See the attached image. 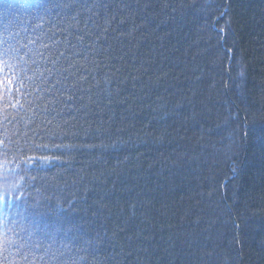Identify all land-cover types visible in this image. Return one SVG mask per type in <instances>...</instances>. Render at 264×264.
<instances>
[{"label": "trees", "instance_id": "16d2710c", "mask_svg": "<svg viewBox=\"0 0 264 264\" xmlns=\"http://www.w3.org/2000/svg\"><path fill=\"white\" fill-rule=\"evenodd\" d=\"M5 38L43 55L0 64V264H264V0H0Z\"/></svg>", "mask_w": 264, "mask_h": 264}, {"label": "snow or ice", "instance_id": "6c2138e0", "mask_svg": "<svg viewBox=\"0 0 264 264\" xmlns=\"http://www.w3.org/2000/svg\"><path fill=\"white\" fill-rule=\"evenodd\" d=\"M19 33H16V36H18ZM13 39H15L13 37ZM29 44H35L34 40H29L26 44H20V42L17 40L15 44L10 43L7 38L0 39V64H3L5 67H12L9 64L10 60L16 61L18 64H21V71H24V68H26L29 63L35 64L36 60L33 59V57L42 56L43 53L39 51V49L33 50L29 48ZM47 47V46H45ZM25 48L28 49L27 52H25L26 56H29L28 60H25L23 56H20V49ZM35 75V73H34ZM28 79H31V77H28ZM13 85V81L7 77L4 79H0V88L3 89V93L9 92V86ZM21 86L23 84L21 83ZM18 91V89H17ZM0 98H4L2 94H0ZM5 197L0 196V200H4ZM12 243V241L7 239H0V249H3L5 245Z\"/></svg>", "mask_w": 264, "mask_h": 264}]
</instances>
